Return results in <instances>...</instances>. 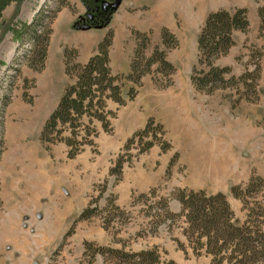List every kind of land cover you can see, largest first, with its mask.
Wrapping results in <instances>:
<instances>
[{"label":"rangeland","instance_id":"obj_1","mask_svg":"<svg viewBox=\"0 0 264 264\" xmlns=\"http://www.w3.org/2000/svg\"><path fill=\"white\" fill-rule=\"evenodd\" d=\"M106 1L113 2L78 0L81 19L73 18L67 9L57 14L40 71L29 64L34 45L23 28L46 5L53 10L58 0L11 2L0 13V264H90L91 253L99 246L137 251L153 246L152 241L169 246L175 238L186 243L182 218L170 229L166 224L160 226L152 240L135 237L142 224L140 217L125 225L113 221L107 230L100 216L77 220L86 205H94L99 186L119 155L126 159L130 154L131 161L124 164L120 181L113 183L109 178L105 195L112 193L115 203L133 216L132 209L141 207H129L133 194L156 188L155 201L186 187L226 194L235 223L240 224L245 212L229 189L246 185L251 177L258 178L256 190L264 206V60L254 101L239 98L238 91L230 87L211 93L198 91L190 79L198 56L197 35L212 10L244 7L250 24L246 32L235 31L234 45L215 65L229 67L230 75L236 77L245 71L252 52L264 54L257 13L262 0H120L107 25L114 32L109 47L112 71H129L135 46L131 31L150 34L145 51L149 56L156 46L163 49L161 31L167 29L177 40L175 47L165 49L174 73L164 78L159 72L152 73L153 66L140 79L133 99L124 105L109 102L107 108L113 112L110 131L94 122L97 136L74 158H67L63 142L45 149L40 131L66 83L63 47L76 48L81 63L88 59L107 26L82 30L75 22L88 23L89 15L99 20ZM130 86L132 83L125 84L123 96ZM149 118L154 119L153 125H160V140L144 153L137 154L135 143L125 149L127 140ZM104 204L99 199V207ZM169 208L178 213L180 204L171 199ZM205 257L196 264H206ZM111 263L100 254L92 261Z\"/></svg>","mask_w":264,"mask_h":264},{"label":"trees","instance_id":"obj_2","mask_svg":"<svg viewBox=\"0 0 264 264\" xmlns=\"http://www.w3.org/2000/svg\"><path fill=\"white\" fill-rule=\"evenodd\" d=\"M21 1L23 0H0V13L9 3ZM54 7L49 11L50 6L46 5L23 28L28 32L29 39L34 45L29 64L36 71L43 68L52 32V21L57 13L64 7L70 11L75 10V6L68 0H58ZM106 10L103 9L102 16L96 18L99 20L95 21L94 16V20L88 21L89 24L92 26L107 24L111 12ZM257 13L259 31L264 36V3L257 8ZM249 25L247 10L244 7L233 10L217 9L206 15L197 35L198 56L190 76L195 89L211 93L216 89L230 87L238 91L239 98L247 101L257 99L260 62L261 59L264 60L261 50L249 55L251 60L246 63L245 71L236 77L230 75L229 67L215 65V60L225 55L234 45V32H246ZM131 33L135 39V46L130 59V68L126 74L115 73L110 67L109 47L114 34L111 28L107 29L94 52L84 63L77 60L76 48L63 47L62 63L66 83L55 108L40 131L39 140L45 145V149L49 150L51 144L63 142L67 147V158H74L84 146L91 145L92 139L97 136L94 122L100 123L105 132L110 131L109 117L113 112L107 108L109 102L124 105L126 100L133 99L137 92L136 86L140 85V79L151 73L153 66L156 68L152 73H160L164 78L174 73L175 68L166 59L165 51L177 45V40L171 32L167 29L161 31L163 49L156 46L149 56L145 51L151 42L150 34L137 30ZM126 83H132V86L123 96ZM6 102L5 97L4 102L2 101L3 106ZM153 123L154 119L149 118L145 126L135 131L127 140L125 149L135 143L137 154L144 153L155 144L156 140H160L161 127ZM162 150H166V147L162 146ZM126 157L124 159L123 155H119L111 163L107 177L100 184L99 193L93 200L94 205H86L78 214L77 220H89L94 216H100L103 228L107 230L113 221L125 225L140 217L142 224L135 232V237L147 238L156 236L163 224L170 229L178 218H182L185 223L182 233L186 244L175 238L173 241L177 248L183 251L185 257L187 248H190L194 256H210V264H264V206L258 195L259 189L256 190L258 178L251 177L246 185H233L229 189L230 195L241 201L242 210L245 212V218L240 224L234 221V212L226 194L220 191L208 193L204 189L186 187H178L166 197L158 196L155 201L153 198L156 197V188L133 194L129 207L135 208L141 205L137 210L132 209L136 212L133 216L132 211L129 212L115 203V196L112 193L105 195L110 177L113 183L121 180L124 164L131 161L130 154ZM172 163L174 165V160ZM168 172L170 174V169ZM99 199L104 200L103 207H99ZM171 199L180 204L178 213L170 210ZM88 247L89 245L86 249ZM97 254L104 257L106 262L111 260L113 262L111 264H156L167 254V251L158 245L137 251L126 250L124 246L120 248L99 246L93 249L90 264ZM164 264H175V262L166 260Z\"/></svg>","mask_w":264,"mask_h":264},{"label":"crops","instance_id":"obj_3","mask_svg":"<svg viewBox=\"0 0 264 264\" xmlns=\"http://www.w3.org/2000/svg\"><path fill=\"white\" fill-rule=\"evenodd\" d=\"M68 1L75 5V10L74 11H70L67 8H62L59 12H61L63 9H67V10L70 11V13L73 16V18L78 17L80 15V9H81V8H78L77 5H76L78 3V0H68ZM116 11L111 14V16H110L111 19L114 16V14L116 13ZM87 29H96V28L95 27H89ZM104 33L105 32L100 33V36H103ZM154 237H150V239L152 240ZM180 240L181 241H185V239L183 237ZM152 243H153V245H159V246L163 247L164 249H166L167 250L166 258L173 260L175 262V264H196V261H199L200 257H202V256H200V257L193 256L189 252L190 251L189 249H188V256L185 257L184 253L181 250L177 249L176 244L173 243V242H170L169 246L166 245V244H163V243L155 242V241H152ZM209 261H210V257L209 256L205 257L206 264H209ZM157 264H163V263L161 262V263H157Z\"/></svg>","mask_w":264,"mask_h":264},{"label":"water","instance_id":"obj_4","mask_svg":"<svg viewBox=\"0 0 264 264\" xmlns=\"http://www.w3.org/2000/svg\"><path fill=\"white\" fill-rule=\"evenodd\" d=\"M119 3H120V0H115V1H113L111 4H109V3H105V4H103V7H105V8H110V12H112V11H114L115 9H117V7H118V5H119ZM90 18V17H89ZM77 29H82V30H84V29H87V28H89L90 26L89 25H87V24H82V25H80V24H77L76 23V26H75ZM96 27H100V26H96Z\"/></svg>","mask_w":264,"mask_h":264},{"label":"flooded vegetation","instance_id":"obj_5","mask_svg":"<svg viewBox=\"0 0 264 264\" xmlns=\"http://www.w3.org/2000/svg\"><path fill=\"white\" fill-rule=\"evenodd\" d=\"M88 15H86V17H87ZM90 17V18H89ZM90 19H93V17L91 16V15H89L88 17H87V20H90Z\"/></svg>","mask_w":264,"mask_h":264}]
</instances>
